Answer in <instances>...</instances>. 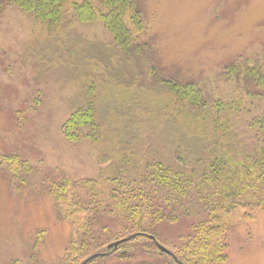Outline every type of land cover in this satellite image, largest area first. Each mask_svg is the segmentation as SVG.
I'll list each match as a JSON object with an SVG mask.
<instances>
[{"label": "trees", "instance_id": "trees-1", "mask_svg": "<svg viewBox=\"0 0 264 264\" xmlns=\"http://www.w3.org/2000/svg\"><path fill=\"white\" fill-rule=\"evenodd\" d=\"M0 3L33 19L34 35L42 37L30 51L35 61L48 66L55 49L52 59L78 73L61 132L70 143L88 141L100 165L96 179L64 180L49 191L60 217L75 229L58 264H128L152 250L165 258L164 264H226L229 232L251 218L249 210L264 215V110L248 122L253 136L248 143L236 132L233 117L240 107L233 100L209 101L192 83L145 84L138 76L130 83L114 74L119 56L126 61L137 55L136 43L145 31L138 0ZM95 21L111 38L105 46L110 53L100 57L107 63L82 57V41H70L77 24ZM224 76L248 78L264 91V67L252 61L237 58ZM148 125L168 128L173 163L147 158L132 142ZM4 160L12 173L28 169L18 155ZM191 202L197 210L184 213L190 218L188 232L175 242L164 238L170 255L159 252L162 228L174 227L178 207Z\"/></svg>", "mask_w": 264, "mask_h": 264}, {"label": "rangeland", "instance_id": "rangeland-1", "mask_svg": "<svg viewBox=\"0 0 264 264\" xmlns=\"http://www.w3.org/2000/svg\"><path fill=\"white\" fill-rule=\"evenodd\" d=\"M138 2L145 31L136 43L137 55L126 61L119 56L113 73L130 83L134 76L145 84L192 83L209 101L231 99L240 107L233 117L236 132L252 142L247 126L264 110V91L248 78L227 79L224 69L237 58L264 67V0ZM34 32L31 16L0 3V264H58L75 229L60 217L49 191L64 180H94L100 169L88 141L70 143L61 132L75 95L71 81L78 73L52 59L58 55L55 47L48 66L37 57L35 61L30 51L42 37ZM74 38L82 41V57L108 62L100 57L110 53L105 46L111 38L99 21L77 24L73 43ZM169 141L167 127L148 125L132 142L147 158L169 164ZM12 154L24 159L28 169L12 173L4 160ZM195 205L178 207L179 221L162 228L161 246L169 250L164 238L175 242L188 232L190 218L184 213L195 212ZM247 212L251 218L228 234L226 264H264V215L258 209ZM147 254L125 263L164 264L157 250Z\"/></svg>", "mask_w": 264, "mask_h": 264}, {"label": "water", "instance_id": "water-1", "mask_svg": "<svg viewBox=\"0 0 264 264\" xmlns=\"http://www.w3.org/2000/svg\"><path fill=\"white\" fill-rule=\"evenodd\" d=\"M150 238H151L152 240H154V238H153L152 236H150ZM127 239H128V238L123 239V240H120V241H117V242H114L113 244L108 245V248H110L111 246H113V248H116V246H117L119 243H121V242H123V241H125V240H127ZM156 247H157V249L159 250V252H161V253H164V254H166V255H170V254H171L170 251H168L165 247L161 246V245L158 244V243H156ZM101 255H102V254H101ZM95 257H97V254L91 256L90 259H91V258H95Z\"/></svg>", "mask_w": 264, "mask_h": 264}]
</instances>
